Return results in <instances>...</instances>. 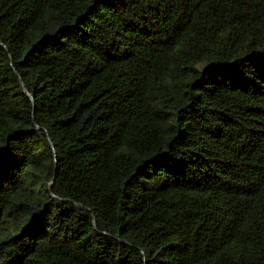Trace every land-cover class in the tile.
Segmentation results:
<instances>
[{
    "label": "trees",
    "instance_id": "16d2710c",
    "mask_svg": "<svg viewBox=\"0 0 264 264\" xmlns=\"http://www.w3.org/2000/svg\"><path fill=\"white\" fill-rule=\"evenodd\" d=\"M0 264H264V0H0Z\"/></svg>",
    "mask_w": 264,
    "mask_h": 264
},
{
    "label": "water",
    "instance_id": "95a60500",
    "mask_svg": "<svg viewBox=\"0 0 264 264\" xmlns=\"http://www.w3.org/2000/svg\"><path fill=\"white\" fill-rule=\"evenodd\" d=\"M27 95L29 96L30 100H32L33 98L27 93Z\"/></svg>",
    "mask_w": 264,
    "mask_h": 264
}]
</instances>
